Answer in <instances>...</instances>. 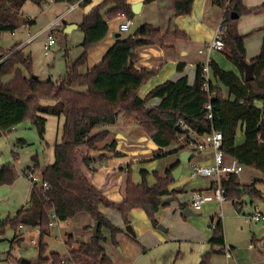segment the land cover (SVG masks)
I'll list each match as a JSON object with an SVG mask.
<instances>
[{
	"label": "trees",
	"instance_id": "16d2710c",
	"mask_svg": "<svg viewBox=\"0 0 264 264\" xmlns=\"http://www.w3.org/2000/svg\"><path fill=\"white\" fill-rule=\"evenodd\" d=\"M30 1L40 5L44 0ZM50 1L70 6L76 3L84 5L89 0ZM154 1L145 0V3ZM174 1L175 16L190 14L194 0ZM25 2L0 0V34L14 32L20 26L17 15ZM217 4L224 11L220 24V38L224 43L222 51L239 74L225 71L215 61H209V73L216 84L209 80L207 90L204 89L202 65H199L192 85H188L186 78L176 82L165 81L143 98L139 96L140 90L157 75L159 69L150 72L137 69L136 51L156 42L162 43L167 36L186 38L177 29L168 28L162 33L149 24L119 36L100 63L81 72L86 66L89 50L108 35V23L120 17L132 20L128 0H103L83 16L80 24L83 33L81 53L74 62L65 61V71L56 80L33 79L31 57L24 55L21 48L16 50L18 45L8 50L0 49V135L10 133L30 113L42 138L45 128L43 115L63 117L62 135L54 147V162L39 170L48 189L31 188L27 206L18 210L13 218L0 222V232L7 224L13 229V242L19 239L18 232L22 228L39 231L37 264L48 260L44 257L47 245L43 237L51 234L52 229L48 226L51 212L55 213L58 224L82 213L87 214L92 222L87 227L92 232L87 241H73V236H67L66 250L73 264H113L106 245L117 247V236L122 232L103 216L100 207L120 214L125 226L129 225L131 211L140 209L151 225L157 227L156 215L162 208V202L175 197L176 190L170 189V186L174 183L172 173L179 164L165 170L162 175L142 169L138 183L132 181L128 169L125 195L120 202L109 200L89 181L85 171L95 172L97 165L106 157L104 154L92 156V152L106 151L112 154V158L123 156L116 151L115 141L106 142L110 133L108 127L115 125L119 117L141 127L146 137L159 148L153 160L173 151H182L201 136L220 132L221 150L225 155L239 165L264 175V39L258 55L249 62L253 66V79L246 82L240 61L245 60L244 39L250 34L237 35L234 29L238 17L258 8H245L242 0H221ZM32 23V20L24 19L22 25ZM22 69H26L28 74L25 75ZM221 86L227 89L228 96H225ZM80 88L84 90L79 91ZM152 98L160 99V103L149 108L147 103ZM42 100L54 103L41 105ZM208 104L210 110L206 109ZM209 114L211 118H208ZM238 127L243 129L244 137L239 146L236 145ZM33 161L36 171L37 161L35 158ZM150 174L153 178L151 184L148 183ZM15 177L14 166L3 165L0 186L11 184ZM221 186L227 201L236 209L242 207L246 197L264 201L255 182L242 185L236 174H226ZM129 237L134 239L132 235ZM208 242L211 248L221 247L223 250L224 233L220 220L214 224ZM213 253L214 250L206 253L199 264H210ZM51 257L54 264H62L57 253H51Z\"/></svg>",
	"mask_w": 264,
	"mask_h": 264
},
{
	"label": "crops",
	"instance_id": "0c3cea01",
	"mask_svg": "<svg viewBox=\"0 0 264 264\" xmlns=\"http://www.w3.org/2000/svg\"><path fill=\"white\" fill-rule=\"evenodd\" d=\"M102 1L103 0H89L88 3L84 5L78 3L77 7L73 10H69V6L67 5L68 8L65 12L57 16L55 20H57V22L62 21L70 12L81 7L82 12H80V21L71 19L69 23L64 22L63 24L65 29L68 25L69 33L80 28V22L83 16ZM217 1L221 0H194L190 14L175 16L174 0H155L150 4H146L145 0H128L130 6L141 4V6L136 9L137 13L133 14L132 26L136 24L137 28L140 25L149 24L159 29L162 33L168 28H171L177 29L186 35V38L183 39L167 36L163 39L162 43L156 42L152 45L141 47L136 51L138 53V58L135 63L137 69H144L148 72L152 69H159L157 75L140 90V97L143 98L152 88L165 81L176 82L182 78H186L188 85H192L195 80L197 67L212 60L215 61L221 69L239 74L237 68L226 59L223 51H213L208 56L200 52L207 43L212 41L217 27L222 22L224 11L217 4ZM242 4L248 9L258 8L248 15L238 17L234 26L237 35L251 34L244 39L245 61L249 63L258 55L262 39H264V0H242ZM235 16L234 14V17ZM124 20V17H120L108 23V35L102 42L89 50L86 66L81 69L82 73L86 69H90L100 63L104 54L114 45L116 39L123 35V33L119 32V25ZM32 21L34 23V20ZM65 32L67 33L66 30ZM117 34L120 35L117 37ZM20 47L19 45V48ZM208 77L213 84H216L211 72ZM221 89L225 96H228L227 89L223 86H221ZM159 103L160 99L152 98L148 101L147 107H155L158 106ZM125 123L126 122H123L120 126L117 124L113 125V127L120 129L121 127H123V129H130L132 127V136H134L132 137V141L125 138L127 145H123L121 148H117L116 144V151H122L121 153L123 156L112 158V154L106 151L92 152V156L104 154L106 157L97 165L95 172L85 171L89 181L113 202H120L124 198L126 175L128 169L131 171L130 165L132 163L136 164L138 171L140 168L149 165L151 168L149 172L157 171L162 175L165 170L171 169L177 164L181 165L179 156L182 151H190L195 154L191 161L185 164L186 166L184 164L182 165L180 176L177 180H174V183L170 186V189L176 190V195L173 197L174 200L162 206L156 215L158 226H160L162 230L151 225L144 211L140 209L131 211L132 237H134V240L136 236L139 237L137 242H132V253L134 255L132 257V264L142 259L143 256L146 255L147 249L151 248L167 252L165 257L173 260V264H199L200 259L206 253L214 250L210 258V264H219L216 258L214 259V255L219 254L221 257H224L222 248H211L208 241L212 233L205 229L201 220L198 219L201 222L200 227H195L194 225L196 217H201L204 222L209 220L211 223L213 222L215 224L217 222L215 215L219 214L218 211L223 213L219 220L223 227L224 245L231 249L232 254L230 259L224 257L225 260L222 264H264V226H261L262 228H259L260 230L258 227L250 229L249 232L241 234V238L240 236H233L228 226V222L232 215H234L233 218L238 219L242 207L236 209L230 201L219 205L214 200H211L207 202L199 212H195L191 209L189 203L190 193L192 191H209L212 187V180L191 178L190 164H212V150L206 148L203 151H196L186 146L182 151H173V153L169 155L153 160V155L159 151V148L154 145L150 138L145 136L140 127L136 126L134 122L128 121L129 124L127 125ZM133 132L135 134H133ZM243 138V129L238 127L236 134L237 146L243 143ZM231 159L232 157L225 155L224 161L225 163H229ZM178 167L174 171H176ZM238 179L239 183L242 185L255 182L256 188L261 192L262 197H264V175L255 170L243 167L241 173L238 174ZM133 180L135 183L139 182V179L137 176L135 177V175H133ZM258 201L262 200L258 199ZM248 204L251 207L249 216L254 212L255 207L258 209L260 208L259 210L264 214V205L259 206L255 204L253 200H249ZM100 211L110 223L122 231L120 234L121 240L118 242L120 243L119 246H106L107 250L110 248V250H108L110 254L117 252L118 255H120L119 257H121L124 254L121 242L125 243V245L128 244L129 242L127 241L130 234L125 231V225L119 215L115 216L112 211L104 207H100ZM112 216L116 219L114 218L115 220H112ZM76 217H82L83 220L87 222L82 227V233H80L78 238L83 241L89 239L92 234L91 230L87 229V227L90 226L89 216L82 213ZM262 221H264V218L258 223ZM68 234L73 235L74 240L77 241L70 227ZM171 243H174V245L178 243L177 250L173 245L172 247L174 248L170 249ZM183 243L186 244L185 247L181 246ZM67 257L68 253L66 252V256L61 259H66ZM113 264L115 263L113 262Z\"/></svg>",
	"mask_w": 264,
	"mask_h": 264
},
{
	"label": "rangeland",
	"instance_id": "374dc122",
	"mask_svg": "<svg viewBox=\"0 0 264 264\" xmlns=\"http://www.w3.org/2000/svg\"><path fill=\"white\" fill-rule=\"evenodd\" d=\"M67 8L68 6L65 3H53L46 0L38 5L30 0H26L17 15V21L20 26L14 32H4L0 34V49L8 50L12 46L18 45V47H16L17 50L20 45L24 55H30L31 57L30 73L32 76H36L40 81H45L48 78L52 80L58 79L65 71V61L68 60L72 63L79 57L81 53L80 44L83 38V33L80 28L66 33V29L63 27V22L69 23L71 19L80 21V12H82L81 7L76 8L62 21L57 22V24L51 27L56 17L65 12ZM24 19L34 20V23L22 26ZM135 29L136 24L131 26L129 31L132 32ZM51 32L55 38V45L44 54L43 45L48 34ZM127 33H123V35ZM22 71L25 75L28 74L26 69H22ZM78 90L83 91L84 89L80 88ZM40 103L41 105H52L54 102L51 100H42ZM43 116L45 118V128L42 138H40L37 128L33 124L30 113L26 116L24 121L18 124L10 133L0 135V169L3 165L9 164L14 166L16 172L15 180L11 184L0 186V222L8 217L13 218L18 210L27 206L29 193L32 187L25 176V172L30 167L34 166L33 159L35 158L37 161L38 168L35 171L37 175H39V170L41 168L51 165L54 162V147L55 144L60 141L62 135L63 117L50 114ZM123 122H126V125L129 124L128 120L126 121L122 117L118 118L116 124L120 126ZM136 126L138 125L136 124ZM108 129L110 133L106 142L115 141L117 148L127 145L125 138L132 141V137H134L132 136V127L130 129H123V127H121L120 129L109 126ZM140 129L142 130L141 127ZM133 134L135 133L133 132ZM20 141L22 143H19ZM173 147L176 148V146ZM118 152L121 153L122 151ZM118 157H121V155ZM130 166L131 179L133 182V175H135V177L137 176L140 181L139 171L141 169L151 170L149 165L140 168L139 171L135 163H132ZM152 181L153 178L150 174L148 176V183L151 184ZM249 200H253L255 204L259 206L264 205V201L246 197L242 205V211L238 215V219L233 218L234 215H232L228 222L233 236H240L241 234L249 232L250 229L257 227L259 229L262 228L261 226H264V221L255 223L250 219L249 213H251V207L248 204ZM110 211H112L115 216L119 215L120 218H122L117 212L113 210ZM218 213L219 216L222 217L223 213H221V211H218ZM114 218L115 217L112 216V220L116 219ZM198 219L202 221L205 229L212 233L213 227L211 226V222L209 220L204 222L201 217L195 218V227L201 226V222ZM131 221L132 213H130L129 217L130 227ZM86 223L87 222L84 221L82 217H74L66 223H59L58 227L51 228V234L43 237V241L47 245V251L44 257L48 260L40 264H54L51 253H57L60 258L66 256L67 251L64 243L67 240V236L70 235L68 234L69 227L76 236L77 241H83L79 239L78 236L82 233V227ZM91 224L92 222L90 220V225ZM18 237L19 239L13 242V229L8 224L3 227L2 232H0V264H22L21 262L23 260L28 261L27 264H37L38 248L31 243V240H37V238H39L38 230L22 228L18 232ZM120 238V235H118V242L121 240ZM138 239V236L135 237V240L129 237L127 241L129 243L126 245L121 242L124 253L121 257H119L120 255H118L117 252L110 254L108 251L110 248H108L107 251L112 261L115 264H132V257L134 256L132 253V242H137ZM72 240L75 241L74 237ZM119 244L120 243H118V246ZM172 245L177 250L178 243H175V245L171 243L170 249L174 248ZM106 246H109V244ZM181 246L185 247L186 244L183 243ZM166 253L165 251L163 252L162 250L154 248L147 249L146 255L135 264H173V260L165 257ZM215 258L219 264H222L225 260L224 257H221L219 254L214 255V259Z\"/></svg>",
	"mask_w": 264,
	"mask_h": 264
},
{
	"label": "built area",
	"instance_id": "2783aa9c",
	"mask_svg": "<svg viewBox=\"0 0 264 264\" xmlns=\"http://www.w3.org/2000/svg\"><path fill=\"white\" fill-rule=\"evenodd\" d=\"M78 3L69 6V10H73L77 7ZM57 24V20L52 23L51 27ZM132 26V20L125 19L119 25V32L126 33L129 32ZM53 30V29H52ZM221 26L219 25L215 31L214 37L211 42L207 43L204 48L200 52H203L207 56L210 55L213 51H222L224 48V43L220 38ZM55 45V38L53 33L48 34L45 43L43 45L44 54H46L53 46ZM202 70L204 73L205 83L204 89L207 90L208 82H209V66L208 62L202 64ZM206 109L210 110V105H206ZM208 118H211V115H208ZM222 145V134L220 132H213L208 135H204L198 138L197 142H190L187 146L196 151H203L206 148H210L212 150V159L213 162L210 165H200L197 163L190 164V177L191 178H201V179H211L212 187L209 191H192L189 195V203L191 209L195 212H199L202 210L203 206L214 200L217 204L222 205L227 201L225 193L222 189L221 182L223 178H225L226 174H240L243 170V166L239 165L234 159H231L229 163H225V154L221 150ZM25 176L27 177L29 183L32 188H40L42 190L48 189V184L44 180H42L40 174L37 175L34 171L33 167H30L26 172ZM250 219L254 222H259L262 218H264V214L255 207L254 212L249 216ZM217 221L220 219L219 214L215 215ZM48 226L50 228L58 227L57 218L54 212L50 213ZM214 227V223L212 224ZM39 232V231H38ZM31 243L38 248L39 238L37 240L32 239ZM222 253L226 259H230L231 249L224 245ZM62 264H73L69 259V256L66 259H61Z\"/></svg>",
	"mask_w": 264,
	"mask_h": 264
},
{
	"label": "water",
	"instance_id": "95a60500",
	"mask_svg": "<svg viewBox=\"0 0 264 264\" xmlns=\"http://www.w3.org/2000/svg\"><path fill=\"white\" fill-rule=\"evenodd\" d=\"M140 6H141V4H135V5H132V6H131L132 13H133V14H136V13H137V10H136V9H138ZM63 24H64V22H63ZM67 27H68V26H66V31L68 32V28H67ZM119 35H120V34H117V37H118ZM240 64H241V66H242V68H243V71H244V81L247 82V81L252 80V79H253V73H252V68H253V66H252V64L246 62L245 60H241V61H240ZM32 77H33V79H37L36 76H32ZM194 156H195V154L192 153V152H190V151H182V152L180 153V156H179V162L181 163V165H179L178 169L172 173V176H173V179H174V180H177L178 177L180 176V173H181V171H182V165H183V164H184V165H185V164H188ZM173 200H174L173 197L167 198V199H165V200L162 202L161 205H162V206L167 205V204H169L170 202H172ZM187 210H188V209H187ZM189 211H190V210H189ZM184 214L186 215L185 212H184ZM96 227H97V224L95 223V224H94V227H93L94 232L96 231ZM157 228L160 229V230H162V228H161L160 226H157ZM125 231H126L128 234L133 235V231H132V228L130 227V225L125 226ZM21 263H22V264H27L28 261L23 260Z\"/></svg>",
	"mask_w": 264,
	"mask_h": 264
}]
</instances>
